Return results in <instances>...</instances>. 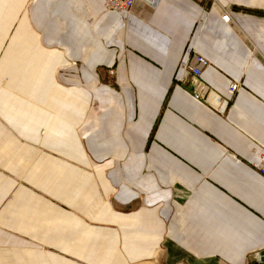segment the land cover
<instances>
[{
  "label": "crops",
  "instance_id": "0c3cea01",
  "mask_svg": "<svg viewBox=\"0 0 264 264\" xmlns=\"http://www.w3.org/2000/svg\"><path fill=\"white\" fill-rule=\"evenodd\" d=\"M190 44L202 101L174 82ZM253 149L264 0H0V264H256Z\"/></svg>",
  "mask_w": 264,
  "mask_h": 264
},
{
  "label": "built area",
  "instance_id": "2783aa9c",
  "mask_svg": "<svg viewBox=\"0 0 264 264\" xmlns=\"http://www.w3.org/2000/svg\"><path fill=\"white\" fill-rule=\"evenodd\" d=\"M138 0H102L103 8L105 10H114L118 12H123L124 14H130L131 9L134 7L135 3ZM147 6L154 7L157 5L158 0H141ZM200 1V0H198ZM211 6H214V3L211 2ZM224 17L228 13L223 10ZM210 62L201 55L195 44H190L184 49V58L178 63V71L175 77V84L178 86H183L190 88L191 97L196 101H202L203 95L206 91L205 84L201 81V72L202 69L209 66ZM61 74L69 75H78V66L74 63H69L65 66H61L57 69ZM112 74V70H108ZM56 72V77L60 76ZM240 87L239 82L234 80L230 81L227 86V94L233 95ZM253 161L251 162L252 169L264 177V151L253 149L252 151ZM261 252V251H260ZM260 252L257 253L255 257V263L259 262ZM264 264V263H263Z\"/></svg>",
  "mask_w": 264,
  "mask_h": 264
},
{
  "label": "water",
  "instance_id": "95a60500",
  "mask_svg": "<svg viewBox=\"0 0 264 264\" xmlns=\"http://www.w3.org/2000/svg\"><path fill=\"white\" fill-rule=\"evenodd\" d=\"M263 263H264V250L260 252V258L257 264H263Z\"/></svg>",
  "mask_w": 264,
  "mask_h": 264
},
{
  "label": "rangeland",
  "instance_id": "374dc122",
  "mask_svg": "<svg viewBox=\"0 0 264 264\" xmlns=\"http://www.w3.org/2000/svg\"><path fill=\"white\" fill-rule=\"evenodd\" d=\"M56 72H57V73H59V71H56ZM59 75H60V73H59ZM56 78L58 79V78H59V76H57Z\"/></svg>",
  "mask_w": 264,
  "mask_h": 264
}]
</instances>
